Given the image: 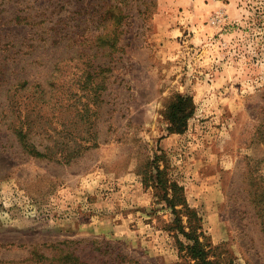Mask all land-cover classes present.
<instances>
[{"label":"rangeland","instance_id":"1","mask_svg":"<svg viewBox=\"0 0 264 264\" xmlns=\"http://www.w3.org/2000/svg\"><path fill=\"white\" fill-rule=\"evenodd\" d=\"M21 126L90 147L38 158ZM157 155L210 257L264 264V0H0V264H194L143 180Z\"/></svg>","mask_w":264,"mask_h":264},{"label":"trees","instance_id":"2","mask_svg":"<svg viewBox=\"0 0 264 264\" xmlns=\"http://www.w3.org/2000/svg\"><path fill=\"white\" fill-rule=\"evenodd\" d=\"M189 104H191V99L189 97L179 95L177 100L170 105L167 113L168 119L170 120L168 126L169 132L183 131L184 126L186 125V120L192 113L191 109L189 110L188 108ZM23 122L27 124L29 123L28 125L34 124L32 123V120L30 122L24 119L22 120V123ZM22 126L14 128V131L18 136L23 149L30 155L38 158L49 160L58 159V161H61L62 159L64 162L68 163L71 161L72 157L80 155L84 149L90 147L83 141H75L76 145L73 149L61 151V154L56 156L53 154L57 153L54 152V150L56 148L64 147H52L46 145L45 150H41L34 142H30L28 139L29 131H25ZM63 143L65 146L68 145V142ZM67 147H69V145ZM158 159L159 155L155 156L153 160L148 161L146 165L148 168L143 170V173H145L143 180L145 183H147L149 179L155 180L158 195L161 199H164L166 206L170 209L171 218L165 224V228L170 231H175L177 235L181 234L185 238V240L180 239L179 237L177 238L180 256L185 257V262L187 260H193L194 264H220L217 258L212 259L210 257V253L214 248L205 241V235L202 230V216L199 215L195 207L190 206L182 185H179L176 181L168 183V180L163 178L165 171L161 169L158 164H155ZM152 166L155 169L154 171L151 170ZM201 237L203 238L201 239ZM75 259L78 260V257H75ZM85 264L88 263L85 262Z\"/></svg>","mask_w":264,"mask_h":264}]
</instances>
